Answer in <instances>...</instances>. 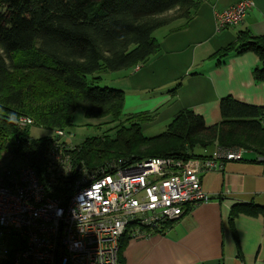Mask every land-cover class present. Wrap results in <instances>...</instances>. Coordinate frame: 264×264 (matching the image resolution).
<instances>
[{
    "label": "trees",
    "instance_id": "16d2710c",
    "mask_svg": "<svg viewBox=\"0 0 264 264\" xmlns=\"http://www.w3.org/2000/svg\"><path fill=\"white\" fill-rule=\"evenodd\" d=\"M197 5L193 0H0V158L11 154L13 161L32 165L43 182L50 184L47 154L55 140H31L29 131L32 127L65 131L79 109L87 119L111 118L118 129L112 141L105 142L108 136H102L69 150L88 166L94 160H106L107 149L116 144L135 150L155 143H181L170 152L120 161L131 164L150 158L202 159L187 154L185 148L188 140L200 136L216 138L226 150L251 137L264 143L260 125L264 109L231 98L221 100L222 121L213 127H205L200 117L185 110L162 134L146 138L141 123L151 117L124 116V92L99 84L103 72L128 70L156 55L159 46L153 33L175 20L190 21ZM239 40L236 54L258 56L260 66L253 76L263 83L264 38L247 34ZM20 117L30 118L33 126L18 127ZM189 146L194 150L192 143ZM59 185L56 181L51 187ZM129 238L126 233L120 241V264Z\"/></svg>",
    "mask_w": 264,
    "mask_h": 264
},
{
    "label": "crops",
    "instance_id": "0c3cea01",
    "mask_svg": "<svg viewBox=\"0 0 264 264\" xmlns=\"http://www.w3.org/2000/svg\"><path fill=\"white\" fill-rule=\"evenodd\" d=\"M193 1L198 5L190 21L175 20L153 35L156 55L134 68L98 76L99 84L106 77L105 87L124 92V115H145L151 117L148 125L159 121L167 128L187 110L209 128L222 121L223 99L264 109V82L253 76L258 56L236 54L241 36L264 38V0H249L254 6L242 23L219 32L215 12L242 0ZM260 157L245 150L242 162H227L222 171L202 175V191L211 200L162 231L129 238L121 264H264Z\"/></svg>",
    "mask_w": 264,
    "mask_h": 264
},
{
    "label": "built area",
    "instance_id": "2783aa9c",
    "mask_svg": "<svg viewBox=\"0 0 264 264\" xmlns=\"http://www.w3.org/2000/svg\"><path fill=\"white\" fill-rule=\"evenodd\" d=\"M253 2L216 11L217 32L239 26ZM18 127L31 128L27 117ZM264 128V115L260 119ZM48 149L45 184L30 164L0 172V264H120L123 236L162 231L211 198L201 176L242 162L245 150L217 149L202 159L150 158L99 169L74 164L73 147L56 130ZM257 161L263 166L264 159ZM59 181L58 188L51 184Z\"/></svg>",
    "mask_w": 264,
    "mask_h": 264
},
{
    "label": "rangeland",
    "instance_id": "374dc122",
    "mask_svg": "<svg viewBox=\"0 0 264 264\" xmlns=\"http://www.w3.org/2000/svg\"><path fill=\"white\" fill-rule=\"evenodd\" d=\"M172 15V14H171ZM170 16V15H169ZM172 24V23H171ZM169 24V25H171ZM167 25V26H169ZM166 27V26H164ZM164 27L156 30V32L153 33L154 36H157V32L161 31ZM106 77L101 82V87L106 86ZM126 116V115H124ZM150 122V121H149ZM149 122H142L141 123V130H142V136L146 138L155 137L159 134H162L165 131V127L159 125L160 122L156 121L153 126L148 125ZM152 123V122H151ZM148 125V128L146 126ZM118 129L115 127V123L112 122L111 118H103V119H87L84 116V113L81 109L77 110L73 116L72 122L69 127L66 128L65 132L67 135V138L61 140V143L71 145L72 147H78L82 143H84L88 139H97L101 138L102 136H108V138H105V142L112 141V138H115ZM159 133V134H158ZM55 133L52 130L43 129L40 127H32L29 131V138L34 141H38L41 139H55ZM240 140V139H239ZM194 145V150L190 149L189 145ZM108 144V143H107ZM181 143L176 142H167V143H155L150 145H144L141 147H138L135 150H130L132 146L126 145V150L129 152H125V145L124 144H116L113 148L107 149L106 160H94L90 164V166L86 165L84 161H77V159L68 153L70 156V160L76 165L84 166L89 169H98L108 164H117V162L124 161L125 159H128L130 157L137 158V157H145V156H156L157 154H163L164 152H170L176 148V146L180 145ZM185 148L188 150L187 154H195V155H209L213 151L217 149H224L219 144V141L215 139H209L203 136L192 138V140H188V142L185 143ZM201 145H204L202 148ZM107 145L105 146L106 150ZM234 148H240L244 150H254L256 152L261 153L264 155V143L261 142V140H258L256 138H247L244 141H241L240 145H236L232 147ZM133 149V148H132ZM227 149V148H225ZM122 150L124 151L122 153ZM127 153V154H126ZM76 161H74V159ZM4 159L0 158V172H3L4 170H16L22 166L25 165V163H21L18 159H12L11 154H4ZM135 160V159H134Z\"/></svg>",
    "mask_w": 264,
    "mask_h": 264
}]
</instances>
